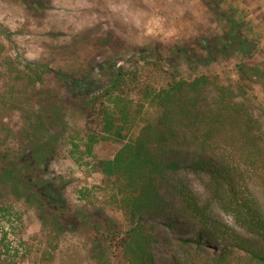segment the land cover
<instances>
[{"label": "trees", "instance_id": "16d2710c", "mask_svg": "<svg viewBox=\"0 0 264 264\" xmlns=\"http://www.w3.org/2000/svg\"><path fill=\"white\" fill-rule=\"evenodd\" d=\"M45 1L24 4L44 13L49 8ZM256 39L255 50L261 41L260 36ZM153 54L144 49L140 60L146 64ZM118 65L114 61L108 66L103 83L79 81L86 95L77 104L86 126L81 143L71 142L72 153L90 158L98 146L108 150L111 159L99 161V171L111 186L112 204L129 224L121 232L104 218L95 223L92 252L102 258L111 255L117 264H159L158 247L177 252L163 264H264V206L252 188L253 183L264 187V132L252 103L237 100L217 76L184 79L156 64L165 79L158 88L138 70ZM238 68L244 80L256 81L264 91V69L244 64ZM28 69L26 91L35 100L23 111L20 138L16 135L21 149L12 153L0 144V181L11 193L31 191L47 205L52 195L40 193L42 186L28 182L26 175L47 164L64 136L65 126L59 123L66 108L59 99L47 100L45 92H35L49 71L34 64ZM53 73L68 78L59 67ZM147 105L159 113L145 122ZM191 176L207 179L206 200L192 190ZM44 208L47 214L48 208L64 209L52 202ZM9 212L0 206V216ZM221 214L231 216L235 226ZM8 255L0 239V264H10Z\"/></svg>", "mask_w": 264, "mask_h": 264}, {"label": "rangeland", "instance_id": "374dc122", "mask_svg": "<svg viewBox=\"0 0 264 264\" xmlns=\"http://www.w3.org/2000/svg\"><path fill=\"white\" fill-rule=\"evenodd\" d=\"M24 1L0 0V144L12 153L21 149L23 111L35 100L26 91V73L33 64L49 71L35 92H45L47 100L59 99L66 108L59 123L65 134L47 164L26 175L28 182L42 186L40 193L52 195L47 205L31 191L11 193L0 181V206L10 208L0 216V239L10 252V264H117L111 255L93 253L90 243L93 226L102 218L121 232L129 224L112 204L111 186L99 171L98 162L111 159L108 150L98 146L90 158L72 153L71 142L81 143L86 126L77 104L86 95L79 81L103 83L114 61L138 70L158 88L165 79L156 64L184 79L217 76L237 100L252 103L264 132V91L256 81L244 80L238 68L244 64L264 69V0H46L44 13ZM70 37H77V43L71 45ZM144 49L156 54L146 64L140 60ZM58 67L68 78L53 73ZM26 98L29 103L22 105ZM158 113L147 105L144 121ZM190 181L194 193L206 200L207 179L191 176ZM252 185L264 206V187ZM51 202L64 209L48 208L47 214L44 207ZM221 217L235 226L231 216ZM175 254L172 248L158 247L159 264Z\"/></svg>", "mask_w": 264, "mask_h": 264}]
</instances>
